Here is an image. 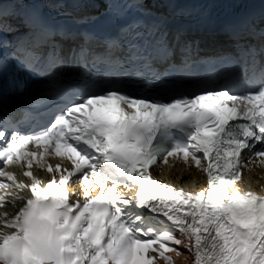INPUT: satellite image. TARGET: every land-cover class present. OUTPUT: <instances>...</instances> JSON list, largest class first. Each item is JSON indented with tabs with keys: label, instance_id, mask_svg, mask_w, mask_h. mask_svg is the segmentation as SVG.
<instances>
[{
	"label": "snow or ice",
	"instance_id": "6c2138e0",
	"mask_svg": "<svg viewBox=\"0 0 264 264\" xmlns=\"http://www.w3.org/2000/svg\"><path fill=\"white\" fill-rule=\"evenodd\" d=\"M40 66L29 53L23 68ZM170 158L203 172L207 189L157 181L149 169ZM0 165V207L22 204L11 218L0 213V225L13 229L0 231V264H174L168 253L183 254L181 244L191 264H264V196L235 187L249 165L264 167V82L169 99L115 86L85 93L36 133L9 134L0 120ZM12 165L31 183L5 170ZM33 167L51 175L45 186ZM76 183L82 201L71 200Z\"/></svg>",
	"mask_w": 264,
	"mask_h": 264
},
{
	"label": "bare ground",
	"instance_id": "6f19581e",
	"mask_svg": "<svg viewBox=\"0 0 264 264\" xmlns=\"http://www.w3.org/2000/svg\"><path fill=\"white\" fill-rule=\"evenodd\" d=\"M37 177L41 181L49 179L47 175L42 172H37ZM158 177L176 188H182L188 192H196L202 190L205 187L204 179L201 173L197 170L187 168L185 165L176 163L174 166L167 165L158 171ZM26 183H31V180L24 179ZM235 187L241 192L251 191L264 194V169H250L248 172L243 174L242 180L239 181ZM13 196L17 195V190L13 189L10 191ZM29 191L23 190L19 191V195L27 198ZM129 196H133V193L128 192ZM22 207L20 201H12L9 205L5 207H0V213H7L8 218H11L15 215V212ZM0 231L11 232L13 229L4 228L0 225ZM185 243L187 241L185 240ZM180 251L183 253L177 255L176 252H172L169 255L172 256L174 264H190L192 261V256L184 248V244L177 246ZM157 264H164L163 260H157Z\"/></svg>",
	"mask_w": 264,
	"mask_h": 264
}]
</instances>
